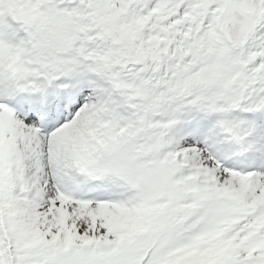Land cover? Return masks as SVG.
<instances>
[{"label":"snow or ice","instance_id":"6c2138e0","mask_svg":"<svg viewBox=\"0 0 264 264\" xmlns=\"http://www.w3.org/2000/svg\"><path fill=\"white\" fill-rule=\"evenodd\" d=\"M0 264H264V0H0Z\"/></svg>","mask_w":264,"mask_h":264}]
</instances>
